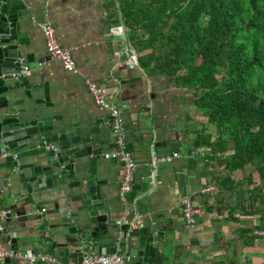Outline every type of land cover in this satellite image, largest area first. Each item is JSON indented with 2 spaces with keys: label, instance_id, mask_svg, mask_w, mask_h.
<instances>
[{
  "label": "crops",
  "instance_id": "0c3cea01",
  "mask_svg": "<svg viewBox=\"0 0 264 264\" xmlns=\"http://www.w3.org/2000/svg\"><path fill=\"white\" fill-rule=\"evenodd\" d=\"M117 4V0H27L28 19L33 27L28 35L36 46L33 60L24 63L30 69L29 76H39L52 88L55 101L91 120L101 132L98 142L101 153L114 149L112 121L108 110L94 102L85 81L107 89L109 100L120 111L126 147L137 164L133 182L139 189L126 216L132 219L135 212L139 213L141 227H148V235L162 232L158 239L176 252L174 262L264 264V235L253 233L256 229L264 230V182L258 180L251 164L230 170L221 162L220 155L227 151L228 145L197 147L210 150L211 155L190 157L196 136L193 130L202 122L201 114L192 108L188 92L173 87L166 75L148 74L139 64L127 65L132 45L119 21ZM43 22L53 26L58 44L70 51L76 73L66 71L59 60L49 56L38 24ZM118 25L123 28L120 35L111 31ZM199 118L201 122H197ZM206 135L210 141L216 137ZM152 152L157 156L177 152L179 156L159 163L151 179L148 164ZM96 163L108 189L103 198L108 204L107 218L120 225L117 221L125 215L118 199L120 162L100 155ZM206 186H212L213 190L200 193ZM50 197L43 195L38 200ZM185 197L190 198L196 210L193 226L187 225L183 218L181 200ZM61 204L65 202L38 207L31 198L0 187V209L9 211L0 220V244L9 249L30 247L46 252L55 259V264H62L59 245L54 242L62 239L59 234L63 231H56L61 226L57 210ZM78 205L79 202L69 204L70 226L79 234L75 243L79 251H69V264H82V244L86 240L92 239L94 251L101 253L96 224L89 222L86 211L76 209ZM10 260L5 263L3 259L0 264H28Z\"/></svg>",
  "mask_w": 264,
  "mask_h": 264
},
{
  "label": "water",
  "instance_id": "95a60500",
  "mask_svg": "<svg viewBox=\"0 0 264 264\" xmlns=\"http://www.w3.org/2000/svg\"><path fill=\"white\" fill-rule=\"evenodd\" d=\"M28 14L27 0H0L1 189L29 197L38 207L65 202L57 207L61 226L56 231H63L62 239L54 241L62 264H69L70 250L79 251L75 246L79 234L68 218L72 202H79L76 209L86 211L89 222L96 224L102 254L124 255L126 264H182L174 262L176 252L158 239L162 232L148 235L147 226L132 229L107 218L103 198L108 189L96 163L102 154L101 132L91 120L55 101L52 88L39 76L13 77L33 60L36 48L28 35L33 31ZM131 50L138 65L137 53ZM138 189L133 182L130 208ZM43 195L51 197L38 200ZM10 261L4 258L5 263Z\"/></svg>",
  "mask_w": 264,
  "mask_h": 264
},
{
  "label": "trees",
  "instance_id": "16d2710c",
  "mask_svg": "<svg viewBox=\"0 0 264 264\" xmlns=\"http://www.w3.org/2000/svg\"><path fill=\"white\" fill-rule=\"evenodd\" d=\"M117 3L139 66L166 75L206 117L193 130V146L228 145L221 162L230 170L251 164L264 182V0Z\"/></svg>",
  "mask_w": 264,
  "mask_h": 264
},
{
  "label": "built area",
  "instance_id": "2783aa9c",
  "mask_svg": "<svg viewBox=\"0 0 264 264\" xmlns=\"http://www.w3.org/2000/svg\"><path fill=\"white\" fill-rule=\"evenodd\" d=\"M39 27L42 30L43 36L46 41L47 51L49 56L53 59H57L61 62L63 68L66 71L77 72V68L70 56V51L61 47L56 39L54 28L51 24L47 22L38 23ZM111 31L114 34H122V26L118 25L111 28ZM129 49V48H128ZM128 59L126 61L129 66H136V59L132 50H128ZM30 75V69L26 65H22L19 71L13 74L14 78L26 77ZM86 86L93 97L94 102L103 108L108 110V113L111 118V126L114 133V149L109 152H104L101 154V157L104 159H116L120 162L122 175L121 180L118 186V199L121 205L124 207L125 215L118 220V224H128L130 228H139L142 226V218L139 213L135 212V215L132 219H129L126 215L130 210V201L128 200V194L132 189L133 184V173L136 167V163L131 157L130 152L126 147V138H125V127L122 122L120 111L117 108V105L109 100V94L105 87L96 86L88 80L85 81ZM190 157L196 158H206L208 155H211V151L197 149V147H192ZM179 155L177 152H171L165 156H157L152 152L149 167V177L154 178L157 165L163 162H169L174 158H177ZM213 190L212 186H206L199 190L200 193H205ZM183 218L187 225L193 226L195 222V213L196 210L192 207L190 198L185 197L181 200ZM9 215V211L5 209H0V220L4 219ZM2 226L0 225V230ZM255 236L264 235V230L256 229L254 232ZM83 245V256L82 264H126L127 258L124 255L116 254H101L94 251V241L92 239L86 240ZM13 258L14 260H23L28 264H55V259L46 252H38L33 248L27 247L24 249H9L0 244V261L4 258Z\"/></svg>",
  "mask_w": 264,
  "mask_h": 264
},
{
  "label": "rangeland",
  "instance_id": "374dc122",
  "mask_svg": "<svg viewBox=\"0 0 264 264\" xmlns=\"http://www.w3.org/2000/svg\"><path fill=\"white\" fill-rule=\"evenodd\" d=\"M122 32H123V28H122ZM188 96H190L189 93H188ZM200 116H201L202 122H205L206 121V117L203 114H201ZM197 122H201L200 118H199V120ZM206 134H215V128L213 126L207 127Z\"/></svg>",
  "mask_w": 264,
  "mask_h": 264
}]
</instances>
